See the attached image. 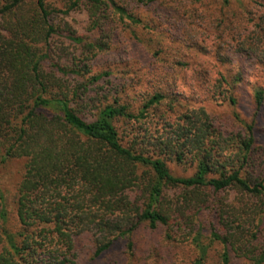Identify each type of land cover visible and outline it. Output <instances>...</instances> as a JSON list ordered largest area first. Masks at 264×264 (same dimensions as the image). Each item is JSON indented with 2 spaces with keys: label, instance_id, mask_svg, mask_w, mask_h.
Masks as SVG:
<instances>
[{
  "label": "trees",
  "instance_id": "1",
  "mask_svg": "<svg viewBox=\"0 0 264 264\" xmlns=\"http://www.w3.org/2000/svg\"><path fill=\"white\" fill-rule=\"evenodd\" d=\"M167 2L63 0L56 8L47 0H0V166L24 159L13 213L0 194V264H76L84 236L93 239V256L117 242L131 254L141 226L160 229L174 246L189 239L194 264L205 262L213 244L220 246L219 264L234 257L264 264V147L262 175L246 169L258 156L253 122H243L241 132L227 139L205 107L183 103L174 82L130 100L135 93L115 82L111 70H94L88 62L121 32L161 61L162 48L146 46L153 43L150 33L164 44L163 18L181 11L179 0ZM81 6L95 37L55 21ZM262 32L263 18L238 51L258 58ZM58 34L87 52L72 53L68 64L54 62L48 45ZM183 65L178 59L168 70ZM241 80L240 73L218 71L213 93L235 106ZM251 99L258 111L264 88H254ZM228 143L232 154H226ZM169 163L192 172L175 175ZM227 188L238 196L213 194ZM202 210L212 213L211 225L186 228Z\"/></svg>",
  "mask_w": 264,
  "mask_h": 264
},
{
  "label": "rangeland",
  "instance_id": "2",
  "mask_svg": "<svg viewBox=\"0 0 264 264\" xmlns=\"http://www.w3.org/2000/svg\"><path fill=\"white\" fill-rule=\"evenodd\" d=\"M47 2L56 8H63L64 5L63 0ZM176 2L177 0H168L167 3L175 6ZM167 3L163 6H168ZM179 4L181 11H172L169 14L171 16L164 17V23L160 24L164 44L157 45V36L150 33L153 43L146 47L152 51L160 46L161 61H154L142 43L128 38L130 35L121 32L118 38L113 39L108 51L99 53L88 62L94 70H111L115 82L125 83L126 92L135 93L130 100L137 94L151 92L158 86L167 89L170 87L167 84L174 82L173 87L180 93V97L184 98L183 103L205 107L213 124L224 132L227 139L241 132L243 122H253L258 156L253 157L255 166L246 169L254 176H261L263 170L259 148L264 147V103L256 111L251 93L256 87L264 88V32L258 33V58L242 53L238 48L253 30L257 19L258 23L264 19V0H229L227 5L224 0H179ZM55 21L60 25L67 22L78 35L88 38L96 36L89 29L85 7L81 6L65 16L60 14L56 16ZM58 35L54 36L48 45V53L54 62L68 64L72 53L78 55L79 52H87L81 46L72 44L63 34ZM178 59L185 65L179 70L169 71L168 67L173 66ZM162 66L167 69L160 70ZM218 71L224 75L240 73L242 76L235 89V106L213 93L211 83L215 81ZM165 73L169 74L163 76ZM112 96L109 95V98ZM81 114L90 118L87 113ZM118 126L121 132H124L125 128L119 124ZM231 145L228 143L229 150L226 154H232ZM23 162L22 158H12L0 166V194L10 214L14 212L16 186L22 175ZM169 167L175 175H187L192 172V169L185 170L184 166L171 163ZM178 192L171 191L168 194L175 198ZM213 194L222 199L238 196L232 188ZM211 221L212 213L202 210L198 218L187 222L186 228L196 229L197 223L208 228ZM190 243L189 239L184 238L182 242L176 243L178 246H174L163 240L160 229L149 231L141 226L135 235L134 253L129 254L124 245L117 242L109 250L93 256V239L84 236L78 241L76 264H194L196 251ZM219 248V245L213 244L203 264H219L215 258ZM231 264L251 262L242 257H234Z\"/></svg>",
  "mask_w": 264,
  "mask_h": 264
}]
</instances>
